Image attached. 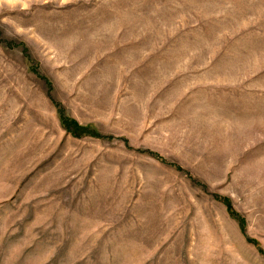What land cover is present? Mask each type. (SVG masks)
Here are the masks:
<instances>
[{"label": "rangeland", "instance_id": "1", "mask_svg": "<svg viewBox=\"0 0 264 264\" xmlns=\"http://www.w3.org/2000/svg\"><path fill=\"white\" fill-rule=\"evenodd\" d=\"M0 264H264V0H0Z\"/></svg>", "mask_w": 264, "mask_h": 264}]
</instances>
